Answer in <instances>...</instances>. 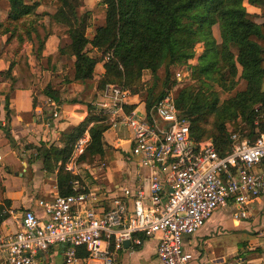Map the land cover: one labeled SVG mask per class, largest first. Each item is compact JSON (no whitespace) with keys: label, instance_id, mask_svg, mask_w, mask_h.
Listing matches in <instances>:
<instances>
[{"label":"trees","instance_id":"16d2710c","mask_svg":"<svg viewBox=\"0 0 264 264\" xmlns=\"http://www.w3.org/2000/svg\"><path fill=\"white\" fill-rule=\"evenodd\" d=\"M2 1L9 7L6 18L0 21V37L6 36L5 43L13 46V53H18L23 43L35 35L40 54L42 17L36 11L47 1ZM82 1L49 2L56 12L49 17L46 37L70 40L68 47L48 57L50 70L67 56L72 60L67 82L85 84L94 80L96 67L102 64L97 90L117 85L131 94L142 86V75L148 72L151 79L144 98L147 119L151 120L154 106L165 93L175 90L176 107L190 122V138L196 143L211 139L220 156L230 151L231 135L250 138L264 132V23L256 24L245 7L262 6L263 0H100L104 22L95 28L91 38L86 35L90 15L78 12ZM197 45L202 47L199 55L195 53ZM88 47L98 52L97 59L90 56ZM108 53L111 56L105 62ZM180 67L188 69L189 77L184 81L192 84L177 91L178 85L185 83L176 79L174 70ZM11 68L12 65L5 75H10ZM22 73V81L13 83L11 90L28 89L33 77L26 66ZM240 82L244 88L236 90ZM218 91L232 95L220 100ZM44 93L57 102L49 87ZM87 107V119L64 137L63 149L44 145L38 149L45 171L58 170L60 196L72 194V183L78 179L65 170V163L73 143L88 125L91 141L80 162L85 157L102 158L105 154L103 134L112 121L98 112L95 105ZM8 217V210L0 205V224ZM77 256L86 257V253Z\"/></svg>","mask_w":264,"mask_h":264},{"label":"built area","instance_id":"2783aa9c","mask_svg":"<svg viewBox=\"0 0 264 264\" xmlns=\"http://www.w3.org/2000/svg\"><path fill=\"white\" fill-rule=\"evenodd\" d=\"M188 77V69L176 71L179 82ZM102 94L97 111L112 120L111 128L132 131L131 155L154 171L148 195L145 189L134 195L122 189V197L98 212L92 205L94 194L76 179L72 194L37 201L41 214L25 211L17 219L16 233L4 234L0 228V258L6 264H42L40 256L56 247L62 248L65 264H77L79 250L86 260L114 264L125 242L140 247L149 239L157 240L161 264H188L192 256L183 248L184 237L196 234L222 208L234 209V222L247 220L250 207L264 194V132L250 138L231 135L230 151L220 156L211 139L196 143L190 138V122L176 107L175 90L156 103L151 120L136 110L125 111L128 89L106 85ZM46 104L52 119L59 118L56 101L47 97ZM90 141L86 129L65 163L67 172L77 176Z\"/></svg>","mask_w":264,"mask_h":264},{"label":"crops","instance_id":"0c3cea01","mask_svg":"<svg viewBox=\"0 0 264 264\" xmlns=\"http://www.w3.org/2000/svg\"><path fill=\"white\" fill-rule=\"evenodd\" d=\"M245 7L256 24L264 23V3L262 6L245 4ZM55 12L56 9L46 6H40L36 11L42 17L40 27L45 28L41 36L43 47L40 54L35 35L23 43L18 53H13L6 46L0 49V205L9 211V217L0 224L4 234H14L19 230L17 219L25 211L41 214L36 207L37 201L52 200L59 195L58 170L45 171L44 159L39 157L38 149L43 145L46 148L52 146L63 149L64 137L72 134L87 119V105H96L104 100L96 83L101 75L102 64L96 67L95 84L89 90H85V84L71 83L68 94L55 91L59 88L57 84L64 74L63 68L68 57L63 56L52 70L47 68V59L70 44L68 38L46 37L49 17ZM1 39L4 44L7 37ZM70 62L72 65V60ZM11 65L10 75L7 76L5 73ZM23 66L27 67L33 80L28 89L11 90L13 83L22 81ZM47 87H51L58 98L57 119H52L46 104L48 96L44 90ZM139 94L138 91L130 94L124 109L127 112L136 110L145 117L144 98ZM131 139L130 129L110 127L103 134L106 147L104 156L94 158L102 160L101 166L90 167L83 161L78 162L77 177L94 194L96 199L92 205L98 212L108 210L113 199L122 197V189H129L133 195L145 189L148 195L147 185L154 171L141 166L140 158L131 155ZM256 172H260V167ZM132 205L129 200V210ZM233 210L227 207L215 211L196 234L184 237L183 248L192 256L188 264H264V194L250 207L247 220L234 222L231 219ZM156 249V239L145 241L137 249L131 245L127 248L123 246L116 253L114 264H161ZM61 251V247H56L41 255L42 264H57L55 258L58 254L62 255ZM78 259L77 264H96L85 257ZM0 264H6L2 258ZM61 264H65L64 258Z\"/></svg>","mask_w":264,"mask_h":264},{"label":"rangeland","instance_id":"374dc122","mask_svg":"<svg viewBox=\"0 0 264 264\" xmlns=\"http://www.w3.org/2000/svg\"><path fill=\"white\" fill-rule=\"evenodd\" d=\"M43 1H47V3H46L47 5L41 4V6L51 7L49 2H52V0H26L27 3H34V2L35 3H37V2L40 3V2H43ZM8 7L9 6H8L7 2L0 0V21L3 20V18L6 16V14H7L6 10L8 9ZM78 12L80 14L84 13V12H88L89 15H90V27H89V29L86 32V35L90 38L94 34L95 28L101 26L103 24V22H104V14H105L104 8L100 4V0H83L82 4H81V7L79 8ZM41 25H42V27H44L43 24H41ZM44 29L45 28H43V29L41 27L39 28L40 36H42L44 34L43 33ZM213 31H214V34L218 37L217 28H214ZM3 37H6V36H3ZM1 38L2 37H0V49L2 47L4 48V46H6V48L8 50H12L13 46H11L9 44L7 45L5 42L3 44ZM87 49H88L89 54H90L91 57L96 58V59L99 57L98 52H96L94 50H91L89 47ZM201 51H202V47L200 45H197L195 47V53L197 55H199L201 53ZM47 68H49V65L47 66ZM178 69L179 68L175 69L174 72L177 71ZM49 70H50V68H49ZM63 73L64 74L62 75V77L59 80L60 82L57 84V86H59V88L56 89L55 91L60 93V94L62 92L68 94L71 83H69L67 81L71 77V73H72V65H71V62H70L69 58L67 60V64H65V67L63 68ZM150 79H151L150 74L148 72H144L143 75H142V80H141V82H142L141 85L142 86L138 89V93H140L139 95L142 98H145V92H146L147 87L149 86ZM184 82L185 83H180L178 85L177 91L179 89H181L182 87H184V86L192 84V81H187V82L184 81ZM74 84H79V83H74ZM94 84H95V80L86 82L85 86H84L85 90L86 91L89 90V88L91 86H93ZM243 88H244V84L242 82H240L238 84L236 90H242ZM51 92H53L52 89H51ZM218 92H219L220 100L227 99V98H229L232 95V94L222 93L220 91H218ZM89 95H90V93L88 94V96ZM96 98L97 97L95 96V99ZM87 100L91 101L92 99H87ZM83 162L88 164L90 167L101 166V164H102V160L101 161L100 160H95L94 158L92 159V158H89V157H85L83 159ZM99 162H101V163H99ZM63 258L64 257L61 254H58L57 257L55 258L56 263L57 264H61ZM95 263L98 264L97 262H95Z\"/></svg>","mask_w":264,"mask_h":264},{"label":"water","instance_id":"95a60500","mask_svg":"<svg viewBox=\"0 0 264 264\" xmlns=\"http://www.w3.org/2000/svg\"><path fill=\"white\" fill-rule=\"evenodd\" d=\"M129 245H130L129 242H125V243L123 244V246L126 247V248L129 247Z\"/></svg>","mask_w":264,"mask_h":264}]
</instances>
